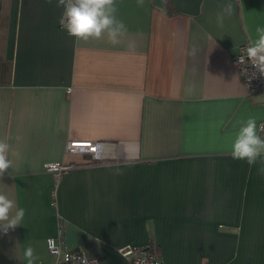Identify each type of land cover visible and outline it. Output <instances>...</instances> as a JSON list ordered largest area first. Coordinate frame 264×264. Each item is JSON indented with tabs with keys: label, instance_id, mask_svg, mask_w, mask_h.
<instances>
[{
	"label": "crops",
	"instance_id": "obj_1",
	"mask_svg": "<svg viewBox=\"0 0 264 264\" xmlns=\"http://www.w3.org/2000/svg\"><path fill=\"white\" fill-rule=\"evenodd\" d=\"M116 0L119 45L76 42L57 0H0V139L18 156L0 193L26 210L0 264H52L46 241L105 264L154 244L163 264H264V174L228 154L238 120H264L232 65L264 27V0ZM133 47H129V45ZM197 49L192 55L193 48ZM69 142L136 157L88 162ZM264 159V158H261ZM47 163L75 166L56 179Z\"/></svg>",
	"mask_w": 264,
	"mask_h": 264
},
{
	"label": "clouds",
	"instance_id": "obj_2",
	"mask_svg": "<svg viewBox=\"0 0 264 264\" xmlns=\"http://www.w3.org/2000/svg\"><path fill=\"white\" fill-rule=\"evenodd\" d=\"M52 3V0H47ZM139 6H143L144 0H137ZM63 7L59 24L66 33L74 37L76 42L93 40H104L113 46L121 43V38L127 33V27L117 15L116 0H57V7ZM234 6L228 0L221 6V10L216 13V24L218 27L224 26L226 17H231ZM256 38L249 40L248 46L243 49V54L239 56L238 63L241 65L251 64L264 77V27L257 26L255 29ZM133 47V45H129ZM197 49L194 47L192 55ZM248 58L247 61L245 58ZM256 72H252L250 78H254ZM237 131L230 145L228 153L234 160H244L252 167L258 160L264 164V123H257V118L249 116L246 120L241 119L236 122ZM18 156L19 153L12 150L11 145L0 139V177L9 168L14 169L13 160L9 156ZM264 174V167L259 169ZM26 215V210L17 207L16 202L7 195L0 193V232L7 233L9 229H14L22 225ZM27 264H34L37 259L34 249L28 246L23 253Z\"/></svg>",
	"mask_w": 264,
	"mask_h": 264
},
{
	"label": "built area",
	"instance_id": "obj_3",
	"mask_svg": "<svg viewBox=\"0 0 264 264\" xmlns=\"http://www.w3.org/2000/svg\"><path fill=\"white\" fill-rule=\"evenodd\" d=\"M246 46H240L236 55L232 58V65L236 68L238 75L243 83L247 93H258L262 97L264 105V77H261L258 71L251 66V64L241 65L238 63V58L243 54V49ZM247 61V57L245 58ZM256 72L254 78H250L251 73ZM260 123H264V120ZM264 136V133H260ZM120 145H111L105 143L89 142L77 143L69 142L66 146V153L73 155H86L88 162H104V161H118L123 158L136 157L133 154L122 153L119 149ZM74 164L65 163H47L44 166L46 172L52 173L56 179L66 171L73 168ZM62 232L58 231L57 238H49L46 241L47 249L53 256L54 261L52 264H105L103 260L98 257H88L81 251H66L62 249L59 242ZM119 253L127 257L131 264H163L162 261L153 253H148L144 248H136L130 245H125L118 249Z\"/></svg>",
	"mask_w": 264,
	"mask_h": 264
},
{
	"label": "water",
	"instance_id": "obj_4",
	"mask_svg": "<svg viewBox=\"0 0 264 264\" xmlns=\"http://www.w3.org/2000/svg\"><path fill=\"white\" fill-rule=\"evenodd\" d=\"M153 4L156 6V7H162L163 6V1L162 0H152Z\"/></svg>",
	"mask_w": 264,
	"mask_h": 264
},
{
	"label": "trees",
	"instance_id": "obj_5",
	"mask_svg": "<svg viewBox=\"0 0 264 264\" xmlns=\"http://www.w3.org/2000/svg\"><path fill=\"white\" fill-rule=\"evenodd\" d=\"M154 244L151 243L150 246H148L145 251H147L148 253H154Z\"/></svg>",
	"mask_w": 264,
	"mask_h": 264
}]
</instances>
